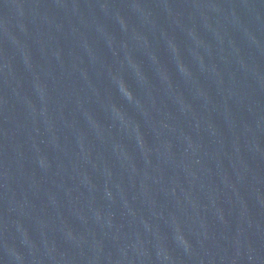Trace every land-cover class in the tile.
<instances>
[{
	"label": "water",
	"instance_id": "obj_1",
	"mask_svg": "<svg viewBox=\"0 0 264 264\" xmlns=\"http://www.w3.org/2000/svg\"><path fill=\"white\" fill-rule=\"evenodd\" d=\"M0 264H264V0H0Z\"/></svg>",
	"mask_w": 264,
	"mask_h": 264
}]
</instances>
